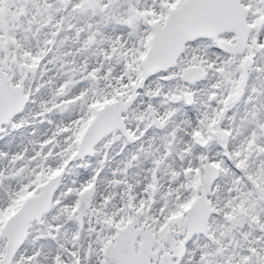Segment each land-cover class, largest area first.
I'll list each match as a JSON object with an SVG mask.
<instances>
[{
	"label": "snow or ice",
	"instance_id": "obj_1",
	"mask_svg": "<svg viewBox=\"0 0 264 264\" xmlns=\"http://www.w3.org/2000/svg\"><path fill=\"white\" fill-rule=\"evenodd\" d=\"M0 264H264V0H0Z\"/></svg>",
	"mask_w": 264,
	"mask_h": 264
}]
</instances>
